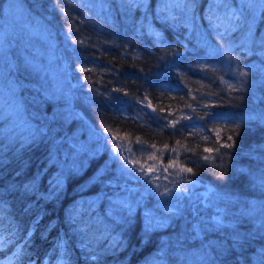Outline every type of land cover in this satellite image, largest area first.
I'll use <instances>...</instances> for the list:
<instances>
[{
	"label": "trees",
	"instance_id": "trees-1",
	"mask_svg": "<svg viewBox=\"0 0 264 264\" xmlns=\"http://www.w3.org/2000/svg\"><path fill=\"white\" fill-rule=\"evenodd\" d=\"M5 1L0 0L1 9ZM229 1L236 4L222 0L214 7L213 0H195L188 12L182 0H144L145 6L130 0H22L33 25L55 37L72 122L59 131L47 124L42 135L30 128L18 140L0 129V203L8 211L0 218V231L7 235L12 224L19 226L4 250L8 256L18 244L23 251L19 264H264V1L255 19L242 5L237 26L226 22ZM242 82L243 90H230L229 85L239 88ZM205 113L218 117L200 119ZM170 120L178 121L175 128L164 127ZM76 123L99 138L102 152L80 174L63 177L65 184L52 194L62 173L57 171L60 152L63 147L69 154L67 140ZM237 123L236 132L222 131L219 140L212 132ZM106 128L115 133L113 143L125 140L137 159L141 149L156 154L163 180L140 200L141 183L126 181L110 163L112 153L101 140ZM226 135L232 141L223 139ZM137 137L140 144L134 142ZM212 141L232 147L204 153ZM152 143L156 149L148 147ZM165 144L176 147V153ZM184 146L196 151L186 152ZM204 155L211 159L204 161ZM171 156L178 157L176 163L163 171ZM106 161L109 168L92 188L77 189ZM181 165L193 173L180 171ZM28 185L34 191H26ZM123 195L133 206L131 216L122 207L121 213L104 212L107 199ZM169 197L182 209L165 226L146 233L147 214L154 217L157 204ZM219 206L229 217L208 229L205 220ZM237 234L244 237L242 246L233 243Z\"/></svg>",
	"mask_w": 264,
	"mask_h": 264
},
{
	"label": "rangeland",
	"instance_id": "rangeland-1",
	"mask_svg": "<svg viewBox=\"0 0 264 264\" xmlns=\"http://www.w3.org/2000/svg\"><path fill=\"white\" fill-rule=\"evenodd\" d=\"M235 1L236 4L233 6L234 1L228 2V14L226 16L230 19H227L226 22L230 26L238 25V21L231 19L230 15L235 14L238 16L242 5L248 8L251 18L255 19L264 0ZM78 7L81 11L83 10L90 15L89 8L87 9L81 3ZM118 10L123 11L122 7H118ZM97 12L96 14H99ZM100 14V18L104 19V14ZM212 30L218 32V28ZM246 39L248 43L251 39L250 33H247ZM55 48L56 41L53 33L47 28L33 25L27 16V11L22 0H7L3 3L0 13V122L3 123L0 129L2 131L7 130L11 139L18 140L23 138L24 132H26V135L31 133L28 132L30 128L34 131H36L35 128H38L40 132L41 129L44 130L43 126L48 124L53 130L59 131L60 127H66L67 124L72 122L71 112L67 108V105H69L67 102V76L56 63ZM57 102L60 103L56 104ZM46 103L49 104L48 107H46ZM83 127L79 123L74 124L69 134V139L67 140V146L70 152L67 155L63 147L60 152L63 158L60 160V164H58L57 171L59 172L61 170L64 178L70 176L72 172L69 169L73 165L79 167L78 161L83 162L86 160L83 165H89L87 162L92 157L90 153H94L97 148H99L100 153L102 152V145L99 144V138L87 127ZM139 154L145 158L149 156L142 149L139 150ZM110 163L108 164L110 165ZM145 165L146 167L152 165L153 170L150 173L147 171L137 173L135 176L123 175V178L128 182L136 181L138 184L141 183L140 186L143 189L140 190V194L139 192L136 194V198L139 200L140 195H148L163 180V175L159 174L160 164L157 159H146ZM104 166L105 164L101 166L96 175L88 176V179L83 184L80 186L77 185V189L82 186H85V188L81 191L92 188L96 184L98 175L105 171ZM117 166L119 165L117 164ZM117 166V171L120 174L119 167ZM143 175H148L151 183H146L142 178ZM159 176H161L160 179ZM64 180L63 184H65ZM125 180L120 178L118 181L124 185ZM113 185L115 186L116 182H113ZM97 186L99 189L101 184ZM171 197L173 198V196ZM171 197L167 201L157 204V214L153 212L156 214L154 216L156 220L164 222L163 226L167 224L169 218L178 215L182 209L179 202L172 200ZM128 198L126 195H123L114 198V200L112 199V201L110 200L109 204L104 202V212L107 214L111 213L112 210H121L120 212H122L120 201H128ZM224 203L226 204V202ZM241 210L244 212L243 209ZM5 213L6 207L3 206L2 216ZM226 217H229L226 208L219 206L213 212L212 217L209 220H205V227L210 229L211 225L216 227L221 226L226 221ZM217 220L221 221V223L217 224ZM1 254L3 253L0 252ZM0 264H3V262L0 261Z\"/></svg>",
	"mask_w": 264,
	"mask_h": 264
},
{
	"label": "snow or ice",
	"instance_id": "snow-or-ice-1",
	"mask_svg": "<svg viewBox=\"0 0 264 264\" xmlns=\"http://www.w3.org/2000/svg\"><path fill=\"white\" fill-rule=\"evenodd\" d=\"M56 2H57V4H59L60 0H56ZM218 2L222 3V0H213V6L215 7ZM130 4L134 5V6H145L144 0H130ZM182 6L186 11L191 12L195 6V0H182ZM167 8H168V5H167V3H165V7L161 10L165 11V10H167ZM61 11H63L64 14L67 15V12L63 8L61 9ZM166 19H174V17L168 16V17H166ZM231 19L238 20L239 16L233 14L231 16ZM249 33L251 34V29H249ZM80 43H83V41H80ZM262 43H264V42H262ZM229 59H232V57H229ZM80 70L81 71H87V69H83V68ZM240 75L246 77L248 75V73L243 72V73H240ZM242 85H243V82L241 83V86L239 88L235 85H229V88L232 91H239V90H243ZM117 91H119V90H117ZM125 95H127V93H125ZM150 106H151L150 103L148 105H145V107H150ZM210 106L214 107L215 105H207V104L204 105V107H210ZM189 107H190V105H189ZM153 111H155L154 108H153ZM161 111H163V109H161ZM217 117H218V114L205 113L203 115H200L199 118L200 119H205V118L216 119ZM158 119H164V117H158ZM180 119H189L190 120L191 117H181ZM177 122H178L177 120H170V121H168V125H165L164 127H168L170 125L171 127L175 128ZM239 127H240L239 123L236 124V128H234V129H220V128L214 127L212 129V132L215 133L217 140H219V139H221V132L222 131L236 132L239 129ZM105 131L108 133L107 136H104V134L101 133V140L103 141V143H102L103 148H105V150H107L108 152L112 153V155L110 156V160L112 161L113 164L119 165V171H120V174L122 176L123 175L135 176L137 173H144L145 171L150 173L153 170L152 165H148L146 167L145 161H146V159L156 160L157 157H156L155 153H150L147 158L140 157L139 159H137L134 156V154L132 153V149L127 147V143L125 142V140L121 139L119 142L113 143V140L115 139V133L113 132V130L111 128H106ZM43 133H44V130L41 129L39 134L42 135ZM202 139L205 141H208V140H210V136H203ZM223 139H226L227 141H232L233 138L231 135H226L225 137H223ZM128 142H131V141H128ZM134 142L137 144H140L141 140L139 137H137V138H135ZM180 144H181V142L179 140H177L176 145L180 146ZM108 145H111V147H106ZM148 147L152 148V149H156L157 145L155 143H152V144H149ZM230 147H232L231 143H222V144H219L217 146V141H212V147H204L202 149V151L204 153H211L213 151L219 153L220 148H230ZM164 148L166 150L172 152V153H176V151H177L176 147L168 149L167 144L164 145ZM183 150L186 152L187 151H192V152L196 151L195 148L189 149L187 146H184ZM124 151H127L129 153V155H122V153ZM99 154H100V150H99V148H97L94 153H90V156H97ZM225 155H226V153H225ZM159 159L160 160L163 159L162 154H161ZM177 159H178L177 156H171L169 164L163 168V171H167L169 168H172L173 165L176 163ZM202 159L204 161H209L211 159V157L208 155H204V156H202ZM108 167H109V164L106 161L105 166H104L105 170ZM82 169H83V163H81V165L79 167H76L75 165H73V167L71 169H69V171H71L74 174H80ZM180 171L187 172V173H193L192 168L185 167L183 165H181ZM142 178L144 179V181L146 183H151V180H150L148 175H143ZM221 178H223V177H221ZM34 183H35V180L33 181V184ZM62 183H63V173H61V176L57 177V179L53 182L52 194H55V192L60 189ZM189 183H191V181H189ZM156 187H159V185H157ZM25 190L26 191L33 190V185H28ZM161 195H166V193H161ZM120 205L123 209H126L127 214L129 216H131L132 211H133L132 204L129 201L124 200V201H120ZM2 210H3V204L0 203V218H2ZM146 220H147L146 228H145L146 233L152 231L153 229H155L157 227L163 226V223H164L163 221L156 220L154 217L151 216V214H147ZM216 223L220 224L221 221L217 220ZM31 231L32 230L30 229L27 233H25V235L30 236ZM18 233H19V226L15 225V224L11 225L10 231L7 235H5L3 232H0V252L3 253L2 255H0V261H2L3 264H19V262H20V257L23 255V251L18 244H16L14 246L15 250L13 251L12 256H8L7 251H4L9 246V244H11L13 242L15 235H17ZM243 241H244V237L241 236L240 234H237L233 243L235 246H242ZM58 247H62V245H58ZM92 258L95 259V257H92Z\"/></svg>",
	"mask_w": 264,
	"mask_h": 264
},
{
	"label": "bare ground",
	"instance_id": "bare-ground-1",
	"mask_svg": "<svg viewBox=\"0 0 264 264\" xmlns=\"http://www.w3.org/2000/svg\"><path fill=\"white\" fill-rule=\"evenodd\" d=\"M91 181H92V180H91ZM86 185H87V184H86ZM41 186H42V185H41ZM35 190H36V189H35ZM45 190H46V189H45ZM33 191H34V190H33ZM39 191H40V190H39ZM44 192H45V191H44ZM37 193H38V192H37ZM45 193H46V192H45ZM56 193H57V192H56ZM42 194H43V193H42ZM42 194H41V195H42ZM111 197H112V196H111ZM107 200H108V203H110V202H109L110 200H109V199H107ZM113 200H114V199H113ZM111 201H112V200H111ZM64 204H66V203H64ZM112 204H113V203H112ZM106 205H107V204H106ZM106 205H105V206H106ZM5 206H6V205H5ZM107 206H108V205H107ZM112 207H114V205H112ZM76 208L78 209V207H76ZM104 208H105V207H104ZM10 209H11V208H10ZM63 209H64V208H63ZM77 209H76V210H77ZM104 210H105V209H104ZM6 211H7V210H6ZM112 211H113V210H112ZM120 211H121V210H120ZM7 212H8V211H7ZM16 212H17V210H16ZM65 212H66V211H65ZM76 212H77V211H76ZM109 212H110V211H109ZM115 212H116V211H115ZM122 212H124V211H122ZM80 213H81V212H80ZM120 213H121V212H120ZM76 214H77V213H76ZM102 214H103V213H102ZM104 214H105V213H104ZM116 214H117V213H116ZM122 214H123V213H122ZM122 214H121V216H122ZM78 215H80V214H78ZM99 215H100V214H99ZM124 215H126V213H125ZM124 215H123V216H124ZM92 216H93V215H92ZM94 216H95V215H94ZM118 216H119V215H118ZM105 217H106V216H105ZM106 218H108V217H106ZM122 218H123V217H122ZM124 218H125V217H124ZM93 219H94V218H93ZM97 220H98V219H97ZM100 220H101V219H100ZM116 220H117V219H116ZM122 220H123V219H122ZM84 221H85V219H84ZM86 221H87V220H86ZM111 221H112V220H111ZM107 222H108V221H107ZM122 223H123V222H122ZM82 224H83V223H82ZM82 224H81V225H82ZM110 225H111V224H110ZM100 226H101V225H100ZM110 227H111V226H110ZM138 228H139V227H138ZM114 229H115V228H114ZM137 230H138V229H137ZM114 231H115V230H114ZM133 231H134V230H133ZM136 236H138V235H136ZM62 237H63V236H62ZM130 237H131V236H130ZM102 241H103V240H102ZM141 243H142V242H141ZM99 244H100V243H99ZM110 247H111V246H110Z\"/></svg>",
	"mask_w": 264,
	"mask_h": 264
}]
</instances>
